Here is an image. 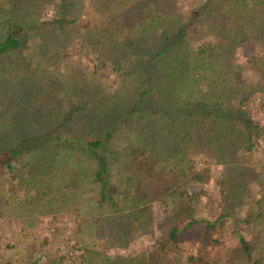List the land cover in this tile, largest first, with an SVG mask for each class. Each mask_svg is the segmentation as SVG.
Returning a JSON list of instances; mask_svg holds the SVG:
<instances>
[{
    "label": "trees",
    "instance_id": "trees-1",
    "mask_svg": "<svg viewBox=\"0 0 264 264\" xmlns=\"http://www.w3.org/2000/svg\"><path fill=\"white\" fill-rule=\"evenodd\" d=\"M254 104L262 122L264 0H0V233L27 264H264ZM54 216L75 219L60 259Z\"/></svg>",
    "mask_w": 264,
    "mask_h": 264
},
{
    "label": "rangeland",
    "instance_id": "rangeland-1",
    "mask_svg": "<svg viewBox=\"0 0 264 264\" xmlns=\"http://www.w3.org/2000/svg\"><path fill=\"white\" fill-rule=\"evenodd\" d=\"M246 75L249 76L250 73L248 72ZM256 106H257L256 104L252 105L251 113L256 121L261 122L262 117L259 114V112H257ZM261 124L264 125V120L261 122ZM254 157L257 160L256 163H258V161L259 162L263 161L264 160V150L257 151ZM203 161L205 162V165L211 166L212 171L215 173V177L219 178L222 168L214 165L212 162L208 160H203ZM202 165H203L202 163L199 164V166H202ZM207 189L209 190L210 194H213L216 201H218L219 198H218V194H216L215 184L211 183ZM206 202L207 200L202 201L203 203L202 209H201L202 214H203L202 217L207 218V219H215V216H217L218 214V209L216 205L213 207L212 205L206 206L205 204ZM159 213H161L162 214L161 216H163L164 215L163 209H161ZM16 228H17V225L14 223L10 225L9 223L7 224V222H5L4 224L3 231L0 233V263L2 260L7 259L11 254L10 250L5 251V247L9 243L18 244L19 246H21L20 250H22V253L16 256V261H18V264H27L28 261L29 263L33 262L29 260L28 258L29 255L31 254L28 248L29 245L23 242L20 234L16 235V232H15ZM63 228L65 229L64 231H66L65 235H69V236L73 235L72 232L75 230V219L72 216L71 217L65 216L63 218L59 216H54V217H50L49 219H47L46 221L38 225V229L41 231L40 232V236H42L40 237L41 239H43V236L49 237L50 234L52 235V233H56L58 229H63ZM200 234L201 233L199 230L189 232L187 239H185L183 242V246H184L183 248L185 249L186 252H188V250L192 247V242L195 241L197 238H199ZM55 236H56L55 238H54V235L51 236V239L52 238L55 239L57 248H56V252L55 251L51 252V255H56L53 258L60 259L61 256L67 255L66 252H68V249H67L68 247L62 246V244L64 243L63 242L64 237H62V235L58 233ZM158 237H159L158 228L157 227L152 228L149 232L138 237L130 247L117 249V250H114V252L117 254L119 253L124 254V253H131V252L138 253L144 250H151L153 249V247H155V243ZM237 240L238 239L236 235L231 234V232H227L226 237L223 239L221 243L222 245H215L213 247V251H215L216 253L219 252V254L224 256L227 248L229 247L231 248L237 245ZM69 247L72 248L71 246ZM74 250L76 249H72V251ZM35 259H37V257ZM45 259L46 258L43 257L44 261ZM64 264H71V262L66 260Z\"/></svg>",
    "mask_w": 264,
    "mask_h": 264
}]
</instances>
